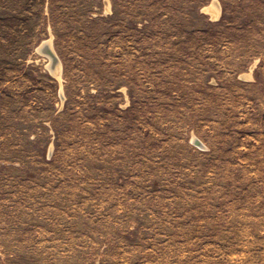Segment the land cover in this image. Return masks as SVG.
Returning <instances> with one entry per match:
<instances>
[{"label":"rangeland","instance_id":"obj_1","mask_svg":"<svg viewBox=\"0 0 264 264\" xmlns=\"http://www.w3.org/2000/svg\"><path fill=\"white\" fill-rule=\"evenodd\" d=\"M0 264H264V0H0Z\"/></svg>","mask_w":264,"mask_h":264},{"label":"bare ground","instance_id":"obj_2","mask_svg":"<svg viewBox=\"0 0 264 264\" xmlns=\"http://www.w3.org/2000/svg\"><path fill=\"white\" fill-rule=\"evenodd\" d=\"M216 3V2H215ZM217 9L218 8H216V5H212L211 7H209V8H207V10L208 11H210V13L212 14V15H215L216 14V12H217ZM219 11V10H218ZM218 14V13H217ZM219 15V14H218ZM50 42H48V44H49ZM50 56V55H49ZM51 58V57H50ZM55 67H54V70H55V73L56 74H58V63H56V65H54Z\"/></svg>","mask_w":264,"mask_h":264},{"label":"water","instance_id":"obj_3","mask_svg":"<svg viewBox=\"0 0 264 264\" xmlns=\"http://www.w3.org/2000/svg\"><path fill=\"white\" fill-rule=\"evenodd\" d=\"M43 49L50 55L52 61L56 60L54 53L48 47H46L45 44L43 46Z\"/></svg>","mask_w":264,"mask_h":264}]
</instances>
